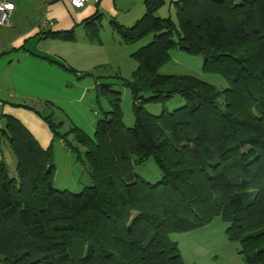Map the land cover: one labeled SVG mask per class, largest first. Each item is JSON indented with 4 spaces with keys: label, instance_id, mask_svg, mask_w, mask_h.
<instances>
[{
    "label": "trees",
    "instance_id": "trees-1",
    "mask_svg": "<svg viewBox=\"0 0 264 264\" xmlns=\"http://www.w3.org/2000/svg\"><path fill=\"white\" fill-rule=\"evenodd\" d=\"M166 4L144 0V14L130 27L111 21L124 45L152 38L132 54L137 69L123 82L133 100L132 127L123 123L121 94L111 83L94 87L93 138L72 124L61 132L50 103L46 115L31 109L52 142L76 154L90 186L76 194L55 189L52 146L41 148L19 121L5 118L0 264H185L170 235L216 218L243 264H264V0L169 1L175 21L169 12L156 15ZM62 38L74 39L72 32ZM174 49L202 56L203 70L228 88L160 74ZM176 95L184 106L172 112L144 108ZM6 141L14 177L3 158ZM149 161L160 171L156 183L136 171Z\"/></svg>",
    "mask_w": 264,
    "mask_h": 264
},
{
    "label": "rangeland",
    "instance_id": "rangeland-1",
    "mask_svg": "<svg viewBox=\"0 0 264 264\" xmlns=\"http://www.w3.org/2000/svg\"><path fill=\"white\" fill-rule=\"evenodd\" d=\"M90 5L88 4L86 7ZM83 11L84 9L79 12ZM168 12L175 21L174 12L169 9V2L156 15L160 18H166L169 17ZM121 16L122 18L114 20L124 24V22H130L134 18L135 12L125 10ZM139 19L131 21V25L127 26L134 25ZM85 22L74 28L73 37L75 40H70L73 46L65 51V55L68 58L65 59L70 64H74L75 66L72 67L81 71L84 75L83 79L78 80V83H81L78 86H81L86 91H84L85 98L79 103L84 111L80 115L76 114L75 111H69L66 115L61 109L55 108L53 109L57 111L55 112V121L57 123L63 121L61 132L67 131L71 124L84 132L86 130L90 131L91 124H94L97 119L95 113L98 112V107L95 103L94 83L95 79H98L99 83L113 84V90L121 94L123 123L126 127H132L134 124L133 100L127 88L123 86V82L131 81L132 75L137 69V63L132 58V54L146 46L152 38L149 37L137 44L127 46L122 44L120 35L111 25V19H107L104 14L102 15L99 12V17L91 20V22L89 20L88 24H84ZM90 27L97 30V37L93 35ZM56 51L64 53L62 49ZM170 57L171 60L159 68L158 72L160 74L191 75L214 86L217 90L222 91L228 88V84L222 76L210 74L203 70L204 59L202 56L189 55L184 51L174 49L170 52ZM72 91H74V88H72ZM100 104L103 109H107L106 100H102ZM183 106L184 100L176 95L163 104H147L144 105V108L152 115H159L162 112H172ZM59 110L61 113L58 112ZM36 111L45 112L44 115L49 113L44 106L36 107ZM33 113L35 114L34 111ZM42 121L45 123L44 120ZM3 129H5V117L3 122H0V130ZM35 132L40 135L36 130ZM91 132V136L88 135L89 137L93 136L94 129ZM59 143L58 141L49 143L53 152L54 188L75 194L79 193L85 187L91 185V180L86 169L82 166V162L76 159V154L69 152L64 146H61L62 143H60L61 145ZM2 149L3 158L9 168V175L14 177L16 161L9 151L7 141L3 143ZM78 155L83 160L84 150L82 148H79ZM136 171L150 183H156L161 176L160 171L152 161L147 162L142 167H138ZM226 227L225 223L216 218L210 225L200 229L185 233H173L170 235V239L178 244L185 264H243L238 254L239 245L228 242L225 237Z\"/></svg>",
    "mask_w": 264,
    "mask_h": 264
},
{
    "label": "crops",
    "instance_id": "crops-1",
    "mask_svg": "<svg viewBox=\"0 0 264 264\" xmlns=\"http://www.w3.org/2000/svg\"><path fill=\"white\" fill-rule=\"evenodd\" d=\"M4 1L12 3L14 10L9 15L8 26L0 27V122L4 117L19 121L41 148L47 149L53 136L48 126L31 109L36 110V107L50 103L66 115L69 111H75L78 115L84 111L79 103L85 98V89L78 86V80L83 79V75L66 60L65 51L73 43L62 38V35L67 32L73 34L77 25L99 17V12L107 19L118 22L114 19L122 18L125 10L133 11L135 16L130 22L135 21L144 13V0H99L96 4L83 7V12H79L82 9L70 7L67 0ZM44 18L52 20L54 26L48 31L39 32L37 25ZM130 22L118 23L130 27L127 26L131 25ZM46 32L51 34L46 36ZM60 49L64 53L56 51ZM98 81H95L94 87ZM93 125L90 131H82L91 136Z\"/></svg>",
    "mask_w": 264,
    "mask_h": 264
},
{
    "label": "built area",
    "instance_id": "built-area-1",
    "mask_svg": "<svg viewBox=\"0 0 264 264\" xmlns=\"http://www.w3.org/2000/svg\"><path fill=\"white\" fill-rule=\"evenodd\" d=\"M51 1V0H46ZM70 7L73 9H82L88 4H96L99 0H67ZM11 5V7H8ZM14 10V5L12 3L6 2L4 0H0V27L8 26L9 24V15ZM54 26V22L50 19L44 18L42 19L38 25L37 29L39 32H44L52 29ZM1 56V53H0Z\"/></svg>",
    "mask_w": 264,
    "mask_h": 264
},
{
    "label": "snow or ice",
    "instance_id": "snow-or-ice-1",
    "mask_svg": "<svg viewBox=\"0 0 264 264\" xmlns=\"http://www.w3.org/2000/svg\"><path fill=\"white\" fill-rule=\"evenodd\" d=\"M8 7H11V5H9Z\"/></svg>",
    "mask_w": 264,
    "mask_h": 264
}]
</instances>
